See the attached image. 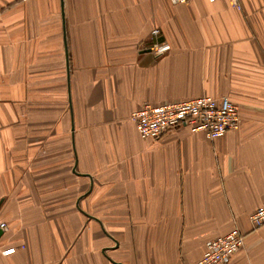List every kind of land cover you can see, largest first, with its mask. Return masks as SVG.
Segmentation results:
<instances>
[{"label":"crops","instance_id":"1","mask_svg":"<svg viewBox=\"0 0 264 264\" xmlns=\"http://www.w3.org/2000/svg\"><path fill=\"white\" fill-rule=\"evenodd\" d=\"M240 5L0 0V264H193L235 227L227 264H264V0ZM201 95L240 126L140 136L142 103Z\"/></svg>","mask_w":264,"mask_h":264},{"label":"built area","instance_id":"2","mask_svg":"<svg viewBox=\"0 0 264 264\" xmlns=\"http://www.w3.org/2000/svg\"><path fill=\"white\" fill-rule=\"evenodd\" d=\"M173 4L187 3L193 0H170ZM241 7L240 0H231ZM153 41L150 46L156 56L167 53L171 45L161 39V29L152 30ZM132 118L143 138H160L166 132L180 126H187L192 131H205L210 139L223 136L227 131L240 126V107L227 95L218 97L201 95L185 100L167 101L153 104L145 101L133 112ZM254 228L264 225V202L249 215ZM2 228L6 223L1 222ZM245 233L238 227L230 232L207 241L206 250L193 264H227L231 257L245 245ZM15 251L14 247L5 249L4 254Z\"/></svg>","mask_w":264,"mask_h":264}]
</instances>
